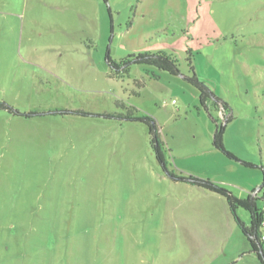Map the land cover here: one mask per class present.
Masks as SVG:
<instances>
[{"label":"rangeland","instance_id":"374dc122","mask_svg":"<svg viewBox=\"0 0 264 264\" xmlns=\"http://www.w3.org/2000/svg\"><path fill=\"white\" fill-rule=\"evenodd\" d=\"M158 51L177 75L106 61ZM2 102L22 115L0 110V264H261L225 199L124 118L154 120L168 172L263 207L264 0H0Z\"/></svg>","mask_w":264,"mask_h":264},{"label":"trees","instance_id":"16d2710c","mask_svg":"<svg viewBox=\"0 0 264 264\" xmlns=\"http://www.w3.org/2000/svg\"><path fill=\"white\" fill-rule=\"evenodd\" d=\"M106 2V0H104ZM109 66L118 71L121 67L123 71L127 72L130 65H142L148 67H154L161 72H166L170 75H177L179 70L176 60L169 54L158 51L155 53L145 52L138 54L128 55L126 58L122 59L120 63H115L110 59L109 56L106 58ZM186 81L192 85L199 94V101L202 105H205V102L213 97L210 90L205 86L204 83L200 82L194 75L192 77L186 78ZM0 110H7L9 113L14 115H22L17 111H14L11 106L5 104L4 102L0 103ZM76 114V115H88L82 111H55L53 114ZM28 116V115H27ZM104 117L110 118L111 116L105 115ZM122 119V118H121ZM127 121H139L145 124L148 128V134L150 137V144L154 151L155 158L159 164H161L163 170L176 181L185 182L191 186L198 187L204 191L215 194L225 199L229 211L234 217V220L239 227L243 236L247 239L250 249L249 253L256 255L258 261L261 264H264V240L263 233L261 229L264 227V203L263 207L257 205V195H248L245 198H238L234 196L231 192L227 191L224 188L214 184L208 179H201L194 176H177L172 172L167 171L166 158L167 150L159 137L158 128L154 120L150 117L142 116H132L128 115L124 118ZM223 133L224 126L216 127L215 132L212 138L213 147L226 154L229 158H232V154L226 151L223 145ZM243 165L248 167H255L246 162H242ZM262 171V185L259 191L264 190V168L260 167ZM258 191V192H259ZM264 198V195H263ZM237 209H243L249 214V225L246 226L236 215Z\"/></svg>","mask_w":264,"mask_h":264},{"label":"built area","instance_id":"2783aa9c","mask_svg":"<svg viewBox=\"0 0 264 264\" xmlns=\"http://www.w3.org/2000/svg\"><path fill=\"white\" fill-rule=\"evenodd\" d=\"M263 240H264V236H263Z\"/></svg>","mask_w":264,"mask_h":264}]
</instances>
